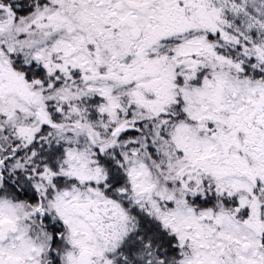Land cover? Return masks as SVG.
<instances>
[{
    "label": "snow or ice",
    "instance_id": "6c2138e0",
    "mask_svg": "<svg viewBox=\"0 0 264 264\" xmlns=\"http://www.w3.org/2000/svg\"><path fill=\"white\" fill-rule=\"evenodd\" d=\"M0 264H264V0H0Z\"/></svg>",
    "mask_w": 264,
    "mask_h": 264
}]
</instances>
